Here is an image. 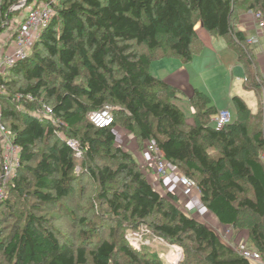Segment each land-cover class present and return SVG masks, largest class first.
<instances>
[{
	"label": "trees",
	"instance_id": "16d2710c",
	"mask_svg": "<svg viewBox=\"0 0 264 264\" xmlns=\"http://www.w3.org/2000/svg\"><path fill=\"white\" fill-rule=\"evenodd\" d=\"M19 1L6 0L2 5L0 32ZM33 2L28 0L27 7ZM242 4L244 0H59L51 4L54 16L32 50L35 64L28 57L10 70L23 74L28 85L12 92L17 84L0 77V87H4L1 123L20 149L19 169L27 170L35 182L34 191L23 196L51 208L62 207L72 198L78 156L68 142L74 140L94 166L91 176L102 190L101 200L123 225H144L168 245L184 247L186 259L181 264H252L224 244L214 230L182 212L177 195L160 194L133 156L116 146L113 128L115 120L122 121L143 143L156 144L167 163L196 184L202 203L219 224L235 229L243 212L264 222V78L246 32L234 27V8ZM249 5V13L260 12L264 18V0ZM196 16L208 33L226 39L244 68L245 88H256L263 97L255 115L235 97L237 119L220 131L211 124L217 108L199 90L189 98L194 124L186 129L184 113L171 101L176 89L154 77L149 71L150 57L135 50V46H145L152 54L164 52L157 60L173 58L188 64L204 49L194 50ZM81 68L88 74L82 85L77 83ZM18 95H31L36 101L18 100ZM42 103L63 123L58 129L36 116ZM106 106L113 107L114 124L97 128L89 114ZM22 116L26 119L20 125L7 124L19 122ZM61 130L67 139L54 141ZM51 141V148H45L37 165L30 167L37 160L38 144L46 147ZM210 146L219 151L218 159L211 158ZM100 159L115 165H96ZM2 162L0 148V171ZM26 183L24 177H16L13 189L18 193ZM2 203L9 207L8 201ZM47 224L43 218L29 216L23 228L4 241L7 262L120 264L114 262L120 253L132 264H151L148 250L137 252L128 241L106 239L92 249L82 245L73 250L61 244ZM111 235L115 237V231L110 230ZM251 238L264 258L261 227H252ZM83 239L90 238L84 233Z\"/></svg>",
	"mask_w": 264,
	"mask_h": 264
},
{
	"label": "rangeland",
	"instance_id": "374dc122",
	"mask_svg": "<svg viewBox=\"0 0 264 264\" xmlns=\"http://www.w3.org/2000/svg\"><path fill=\"white\" fill-rule=\"evenodd\" d=\"M244 1L245 4L234 8V27L236 30H248L253 25L252 17L250 16L252 12H248L250 10L249 3L252 4L253 0ZM27 2L28 0H20L16 5V9L13 10L14 15L12 18L3 23L0 32L1 54L3 53L2 51L7 53V36L12 30L17 28V22H20V20L26 16L27 11L35 5L40 6L47 4V2L42 0H34L33 4L27 7ZM58 2L59 0H50V4L52 5H57ZM196 26L201 28H199V33H197V38L194 41V50L196 51L201 48L204 49L201 55L196 56L188 64L184 65L182 61L178 59L173 60V58H166L158 61L157 59L160 58L164 52L157 51L155 54H152L145 46H135V50L140 54H145L150 57L151 63L149 71L153 76L158 78H162L166 75L176 76L175 74H177V71L184 68L189 77V85L208 95L213 104L218 107V112L221 110H229L234 121L237 119V111L235 106H233V99L235 97L242 99L247 104L252 114H257L263 97L256 88H245L244 68L238 64L237 56L229 47L226 39L208 33L203 28L199 17L196 19ZM201 29L206 33V36H204L206 40L205 46L203 40H201ZM251 34L252 33H248V36ZM160 39L161 41L166 40L165 37H161ZM261 41L264 43V38H262ZM32 50L33 48L30 50L28 57H31L30 60L35 64ZM6 53H4V55ZM43 56L48 57L46 52H43ZM259 62L263 73L264 59ZM13 67L3 68L0 72V77L4 76L6 80L14 81L17 86L12 88V92H16L19 86L26 87L28 82L25 80L23 74L12 73L10 70H12ZM116 72L118 71L116 70ZM87 75V70L81 68V76L77 83L81 85L84 84ZM174 88L176 90L173 92L174 98L172 97L171 101L184 113L187 129V127L194 124L192 119L193 109L189 102L190 96H185L179 89L176 87ZM15 108L19 111L21 109L19 105ZM25 119L26 118L22 116L19 122L8 121L7 124L11 125L14 122L20 125L21 121ZM211 124L213 125V122H211ZM113 128L117 133L116 146L121 147L133 156L138 163L139 169L143 174L151 178L152 186L160 194L165 195L167 191H171L177 195V206L182 212L214 230L221 241L227 246L233 248L238 255H240L245 249L254 252L258 250L252 241L251 229L254 225H258L264 231L263 221L247 212H243L237 228L234 229L219 224L213 214L210 213L202 203L201 196L195 194L194 191L198 190L197 187L183 189V186L179 184V181L185 177L183 173L168 163V168L170 169L168 171V175H170L169 179L156 180V178H158L157 174L150 166V154L148 153L149 143H143L135 134L130 133L122 121L115 120V126ZM58 138L67 139L66 133L62 130L57 132L54 141ZM54 141H51L46 147L44 143L38 144L36 147L37 160L35 163L29 164L30 167H35L37 165L41 153L45 148L50 149ZM208 150L213 159H218L221 156L219 151L212 146H210ZM259 153V156H262V152ZM75 162L76 168L72 175L74 182L72 198L59 208H51L47 205L39 204L38 201L32 198H25V196H23L27 191H34L35 188L34 179L27 170L19 169V166L14 171L13 177L6 182L1 178L2 172L0 171V194L3 195V198L0 197V264H9L5 257L7 244L4 243V241L12 236L18 227L23 228L25 221L31 215L36 218L45 219L48 223L46 228L53 233L61 244H67L73 250L82 245L86 247L89 245V249H92L93 245H96L98 241L106 239L109 241L117 240L119 243L123 241L126 242L128 241L127 237L130 233L139 232L143 241L142 249L143 251L148 250L146 253L151 255L148 258L151 264H172L178 261L180 258H178L179 254L176 252H179L180 249L182 250L184 260L186 259V250L184 247L180 248L173 245L176 247V252H174L175 250L173 251L169 248L168 243L152 235L151 231L146 226L128 227L127 224L124 223L123 225L122 222H119L121 219H118L116 214L108 210L103 200H101L100 195L102 194V190L100 189L98 182L91 176V173L94 172V166L92 165L91 167L90 164H88L89 162L86 159V154H84L83 151H81L80 156H78V159H76ZM86 162L87 165H85ZM96 165L113 167L115 164H112L111 161L100 159L97 160ZM16 177H24L27 179V183L21 185V192L19 191L18 193L13 189V182ZM168 183H170V186ZM5 200L9 202V207L3 205L2 201ZM132 228H135V230H132ZM110 230L115 231V237L112 235L110 236ZM84 233L89 236V240L83 241ZM93 242L94 244H91ZM137 252L141 251L137 250ZM189 258L191 261H194V256ZM114 262L120 264H132L127 257L120 253L115 254ZM251 263L264 264V258L259 263ZM89 264H92L91 261Z\"/></svg>",
	"mask_w": 264,
	"mask_h": 264
},
{
	"label": "built area",
	"instance_id": "2783aa9c",
	"mask_svg": "<svg viewBox=\"0 0 264 264\" xmlns=\"http://www.w3.org/2000/svg\"><path fill=\"white\" fill-rule=\"evenodd\" d=\"M5 1L6 0H0V13L1 7ZM15 9L16 6L14 7V10ZM53 16L54 9L50 3L40 6L35 5L27 11L26 16L23 17L20 22H17V28L12 30V32L7 36L6 47H8V51L7 53L4 51H2V54L0 53V72L3 68H11L20 61L27 59L30 50L39 40L41 33L48 26ZM250 16L252 17V22L255 25V28L253 34L247 37V43L251 46L253 55L258 59L264 57V45H261L260 43L261 38L264 37V18L260 12H252ZM4 53L6 54L4 55ZM262 74L264 78V71ZM2 93H4L3 86L0 87V94ZM17 99H26L29 102L36 101V99L31 95H18ZM36 116L43 120L50 121L51 124L57 129L59 128L60 124L63 125L59 119L55 118L53 109L46 104H41V108L36 112ZM89 120L97 128L111 127L114 124L113 107L106 106L104 109L98 112L89 114ZM232 121V114L229 110L219 111L212 119L213 126L217 131L224 129L227 125L231 124ZM68 143L70 147L76 152V155L80 156L77 143L74 140H69ZM0 147L2 149L3 157L1 178L4 182H6L13 177L14 171L20 166V149L18 146L14 145L13 139L10 136L8 130L1 124V114ZM148 151L150 154V165L153 167L157 177L163 180L169 179L170 175H168V171L170 169L168 168V163L165 160L160 148L154 143H149ZM262 160L264 161V155L262 156ZM179 184L183 186V188L187 189L196 188V184L186 177H183L179 181ZM0 197L3 198V195L0 194ZM127 240L134 249L143 251V241L139 232L130 233V235L127 237ZM176 253L179 254V258L182 253L181 249ZM240 256L255 263L262 261V257L258 252L248 249L243 250L240 253Z\"/></svg>",
	"mask_w": 264,
	"mask_h": 264
},
{
	"label": "crops",
	"instance_id": "0c3cea01",
	"mask_svg": "<svg viewBox=\"0 0 264 264\" xmlns=\"http://www.w3.org/2000/svg\"><path fill=\"white\" fill-rule=\"evenodd\" d=\"M200 26V25H199ZM199 26H196V32L197 33H199V28H201V27H199ZM254 28H255V25L253 24L252 25V27L251 28H249L248 30L246 29V30H244L245 32H246V34H247V36H248V33H252L253 34V32H254ZM201 33H202V35H201V40H203V43H204V46L206 45V40H205V37L204 36H206V33H204V31L201 29ZM251 34V35H252ZM262 38H264V37H262ZM261 38V39H262ZM260 43H261V45H264V43L260 40ZM262 59H264V57H261V58H258V60L260 61V60H262ZM163 60V59H162ZM174 60V59H173ZM158 61H160V60H158ZM184 64V63H183ZM185 65V64H184ZM180 69V68H179ZM176 76H172V75H166V76H163L162 78H158V77H156V76H154V77H156V78H158V79H160V80H162V81H165V82H167L168 84H170L171 86H173V87H176L177 89H179L185 96H190L191 97V95H192V93L197 89V88H193L191 85H189V77H188V75H187V72L185 71V69L184 68H182L180 71H177V74H175ZM214 106L216 107V108H218L215 104H214ZM226 107V106H225ZM151 166V165H150ZM152 167V166H151ZM153 168V167H152ZM147 176V175H146ZM147 179L149 180V182H151V184H152V181H151V178L149 177V176H147ZM156 180H159V178H156ZM167 180V179H166ZM165 182H167V181H165ZM169 184V186H170V183H168ZM179 186V185H178ZM183 188V187H182ZM184 189V188H183ZM178 192V191H177ZM179 192H181V191H179ZM195 192V194H197V195H200L199 194V191L197 190H195L194 191ZM214 216V215H213ZM215 217V216H214ZM217 220V219H216ZM218 221V220H217Z\"/></svg>",
	"mask_w": 264,
	"mask_h": 264
},
{
	"label": "water",
	"instance_id": "95a60500",
	"mask_svg": "<svg viewBox=\"0 0 264 264\" xmlns=\"http://www.w3.org/2000/svg\"><path fill=\"white\" fill-rule=\"evenodd\" d=\"M181 251H182V250H181ZM179 258H180V259H179L178 261H176V262H174V263H172V264H181V263L183 262V260H184L183 253H181V255H180Z\"/></svg>",
	"mask_w": 264,
	"mask_h": 264
},
{
	"label": "bare ground",
	"instance_id": "6f19581e",
	"mask_svg": "<svg viewBox=\"0 0 264 264\" xmlns=\"http://www.w3.org/2000/svg\"><path fill=\"white\" fill-rule=\"evenodd\" d=\"M169 248H171L173 251L175 250L174 252H176V247H175V246H173V245H172V246L169 245ZM175 258H176V257H175Z\"/></svg>",
	"mask_w": 264,
	"mask_h": 264
}]
</instances>
